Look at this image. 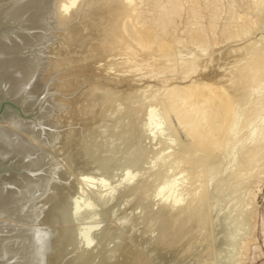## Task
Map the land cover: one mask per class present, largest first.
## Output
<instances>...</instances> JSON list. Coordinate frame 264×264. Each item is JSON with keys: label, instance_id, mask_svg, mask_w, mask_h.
<instances>
[{"label": "rangeland", "instance_id": "1", "mask_svg": "<svg viewBox=\"0 0 264 264\" xmlns=\"http://www.w3.org/2000/svg\"><path fill=\"white\" fill-rule=\"evenodd\" d=\"M159 1L160 4L165 5L166 3L164 2L165 0H135L137 8L136 14L141 17L139 21H152L156 14L154 6L159 4ZM187 2L190 3V0L181 1L182 6L180 5L179 8L181 12L171 17L170 23L167 25V27H169L165 28V31L166 29L167 31H164L162 34V38H165V41L168 42L165 53L170 49L169 52H167L168 54H166L168 56H166L165 53L164 55L166 57H173V55L174 57L177 56V58L180 57L179 63H176V66L174 65L176 67H174L175 71L170 69V64H166V59L163 60L165 61L163 64V57L160 58L161 56L159 57L158 52L153 51V53L149 51L142 53L139 48L136 51L138 45H136L135 42V44H133V41H131L132 38L130 39V37H128L130 40H125L127 37L125 35V37H123V31L120 30L123 28V25H119L122 26V28L117 26V29L112 30L113 32L108 31L109 28L111 29V26L107 29V25H105L106 27L104 28L107 29H105L107 32L102 33L97 27L102 28L106 22L108 25L110 24L108 23L109 21L112 22V15L110 17V14H112L110 13L111 11L109 12L110 14L108 10L102 12L103 8H101L102 10L100 13L97 8V14L96 11L94 13L95 9L90 12L85 11V8L82 10L80 9V15L79 13L77 14L79 18L76 16L78 20L74 17L63 28L51 29L49 32L51 35L48 37L49 40H44V43L42 42V47L44 48L41 47L43 49L44 67L42 69L43 73L40 74L47 76L51 71L52 74L49 75L54 79L53 84L55 87L53 84L50 86L49 83H44L43 88L47 89L48 86L51 87L47 89L50 92V97L54 95V102H56V99L58 100L56 106L54 102H52L55 110L57 108L55 111L56 115L54 114L55 116L52 118L55 121L52 120V122H54V129H56L55 132L58 135L56 134L57 137L54 142L55 154L53 152L54 156L51 154L52 156L50 155L47 164L44 163L46 166L45 168L48 166L52 168V177L54 178L51 177L52 179H50L46 195L44 194V197H41L42 201L39 202V209H41L39 210L40 218L34 227L38 232L40 231V236L44 237L45 234L49 241L51 240L52 244L54 243L51 248L52 251H54L53 253L50 252V256H52L50 257V264H53L52 259H54V264H197V260H199L198 262H200V259L202 262L209 260L208 255L210 254L213 255H210V259L212 260L208 261L211 264H264V164H262L264 163V156H262V160L256 158V160L252 161L250 166L247 167L243 157L245 151H240L241 149H238V147H235V150L233 149L234 153L236 151L235 154H233L232 151L227 152L225 149L223 150L225 146L224 137V141L220 137L221 142H219L218 146L210 154L204 153V151L203 153L198 152L189 148L188 139L184 135L182 127L179 125L174 115L167 113L166 104L163 103L165 101V94H170L175 91V89H179L178 91H180L182 87H186L195 81V83L198 81L202 82L198 84L215 83L216 87L220 88V92H223V95H225L224 93L227 95V93L232 90L228 94L230 95L232 92L237 91L238 88L240 89L241 86L244 87L242 81H239L241 86L239 82L237 83L236 73L233 75V72L234 70L238 72L239 68H244L248 64V61H250L248 59H250L252 55V50L255 51L258 49L260 51L257 50V52L259 54L261 53V55L263 54L261 50L264 51V7H257L255 0H193L195 3L191 2L190 4ZM200 3H204V5L201 6ZM194 4L199 6L195 7ZM210 5L211 10L214 7L212 11H209L208 6ZM189 6H193L195 9L188 10V8H191ZM198 7H201L200 9L202 11ZM196 9L197 14H200L198 17H200L199 19L201 20L199 21L198 19L196 22L192 23L190 20V12ZM91 12H93L97 18L93 13L90 15ZM210 12L211 15H209ZM100 14L103 16L101 17L102 19L105 18L103 21L100 20ZM106 14H109L111 19H108L109 17ZM83 15L84 17L80 18V16ZM98 17L100 18V21L98 20L100 24L94 19H98ZM94 20L97 21L99 26H96V22H93ZM78 21L81 25L85 24L83 27L80 25L81 32L78 31L80 29ZM71 22L75 23V26H77L75 27ZM127 22L129 29L133 33H136L134 36L137 35V37L143 38L140 33L146 31H143V29L138 26L139 24H135L138 22L133 23L134 21H132L131 18L127 20ZM188 23L191 24L189 25ZM194 25L199 27L198 30L196 28L197 26ZM242 25L247 35L239 34L236 37L234 32ZM73 26L76 30L71 29ZM94 26L101 31V33L99 31H97V33V29ZM90 27L95 28V31H93L95 33L91 31L92 29ZM225 27L227 28L224 29ZM70 29L72 31H70ZM121 31L125 47L119 45L120 43L118 44V42L122 41L118 39L121 37ZM195 31H197L198 34L201 33L200 36L203 42L207 43V49L205 51H203V47L198 44V42H196L198 45L193 43L194 41L191 42V38L195 36H192V33ZM73 32H77L75 35L80 34L79 36L81 37L83 35L86 41L91 32L95 36L93 35L91 37V34L89 36L91 41L89 42H85V40L80 42L83 38L78 37L81 38L79 41L77 40L78 38L76 39L77 36L74 37L77 41H74L75 39L71 37L74 34ZM70 34L72 35L70 36ZM101 34H110L112 41L108 44L111 46L108 45L105 40L104 42L101 40L104 39L103 35V38L100 36ZM117 34L118 36H116ZM85 35H88L87 39ZM228 37L231 38L229 39ZM116 39H118V41H116ZM113 41L115 43L114 45H112ZM178 41L181 42L180 45L182 47L180 46V48L178 47ZM126 43L131 45V47H128ZM84 44L86 45L84 46ZM97 44L100 45V48ZM175 44L178 45L176 48L174 47ZM89 45L90 47H88ZM102 46H104V48ZM118 46L121 47L119 48ZM112 47H116L117 50H113ZM127 47L130 50L125 49ZM89 48L90 50L88 51ZM96 48L98 49V53L101 51V56L99 54L98 56L95 55L94 50H96ZM196 48L197 50H195ZM193 50H195L196 53L191 55ZM198 50L200 52H198ZM248 51L249 53L251 52L250 55H248ZM86 53L88 55L94 53L92 58L95 57L96 60H91V57L86 56ZM128 53L131 55H128ZM194 56L199 58L197 59L198 62H194L196 66L198 65L197 67L195 66L197 69L194 70L195 74L192 73L188 75L186 80L179 79V77L184 76L183 73L186 71L185 66L182 65L183 63L180 64V62L187 61V59L190 58L195 59ZM262 56L264 57V55ZM88 57H90V60H88ZM181 57H183V60ZM83 59L86 60L83 62ZM87 60L88 62L85 63ZM134 61L138 63L136 64ZM78 62H80L81 65H79ZM123 63H125L126 66L125 64L123 65ZM140 63L142 65H140ZM167 63H169V61ZM243 63H245V66ZM165 64L170 72H166L167 69H165ZM179 64L184 67L180 66L185 71L181 72L182 69L178 67ZM162 65H164V68ZM49 69L51 70L47 73ZM162 70L165 72L162 73ZM150 72H152V74ZM41 75H39V79L44 77ZM225 79L226 81H224ZM234 80L237 81L235 82ZM234 82L236 84H234ZM47 84L48 86H46ZM232 85H234V88L237 87V89H234ZM98 86L101 90L105 89L102 91L103 94H101V90H99L100 92L98 91V93L96 92V95L98 94L96 97L93 92L99 89ZM262 87H264V84L261 88ZM254 89L255 88L247 90L246 94L244 93V95H241L242 98H239L234 104V111L239 117L238 121L241 123L240 126H244V132L238 129L240 126H237V132L240 135L243 134L245 137H247L245 135L246 133L248 135V132L252 129L254 130L256 126L258 127V124L262 121L261 118V121L259 120L258 122L257 118L259 117L255 116L254 112L250 113L248 109L245 111L247 113L249 112V115L245 114L246 112L241 115V112H244V106L246 108H249V106L250 108L251 106L255 108V105L256 107L261 105V109L264 106V102L261 101L264 97V88L263 90L261 89V91L260 87H258V89H255V92L253 91ZM53 90L55 91L53 92ZM250 90L254 93L252 92V94ZM258 90L261 91V94H259L260 91ZM89 92L90 94L93 93L96 100L92 99L94 98L91 96L92 94L90 95L91 97L89 96ZM99 94L101 96H99ZM255 97L257 100L254 99ZM258 99L259 102H261L256 104ZM92 100L94 101L93 103ZM89 103L92 104L89 105ZM258 107L256 109H258ZM150 112H153L155 115L154 123L159 125V131L156 134L152 130L149 122L148 114ZM245 115L249 117L252 115L253 117L251 118H255L256 120L253 119V122L250 120L251 118L249 119ZM242 116L245 118L247 117L248 120L244 119ZM244 121H248L247 126L250 123L253 127L249 124V127L251 126L252 128H245L246 123ZM254 123H257L256 126ZM261 124V126L264 127V121L261 122ZM243 128L241 127V129ZM247 129L250 130L247 131ZM237 132L236 134L234 133V135L230 134L229 141L232 142L236 139L235 141L237 142V139L240 138V141L236 144H241L245 138L239 135L236 138H232V136L234 137L237 135ZM262 141H264V137ZM179 152L181 156L178 155ZM239 152L241 155L238 154ZM183 153L185 155L182 157ZM206 154L210 155V157ZM236 155H239V157H236ZM259 158L261 159V157ZM184 160L187 162L185 163ZM101 162L102 166L100 167ZM44 165L42 167H44ZM247 168L250 169H248L250 176L247 172L248 175L246 173L244 174ZM253 170L255 177L253 176ZM231 173H233L232 180L234 181L230 179ZM243 174L245 176H243ZM128 176L134 180V182L131 181L128 185L129 188L124 185V179ZM165 176L166 178H163ZM195 176L198 179L200 178V180L196 179ZM212 176L218 179L214 182V187L211 184V180H213L211 179ZM251 176L252 178L249 179ZM82 177L87 178V184L83 186L84 189L82 188V192L84 193L77 191V187L80 186V184L78 185L79 179ZM241 180H243L245 184H243ZM171 181L175 183V189L173 193L170 192V194L167 195V189L165 187H169L168 185L172 183ZM101 183L102 187L103 185L104 188L106 187L105 189H113L112 191L115 192L112 194L114 196L111 198L110 202L108 201L105 204L99 203L97 200L93 201V199H95V194L91 193V190L94 192L96 185L98 186ZM91 185L94 186V189H92ZM199 185L203 187L199 188ZM196 186L198 188H196ZM192 187L194 188V192L197 190L196 194L198 189H206L208 193L210 191L209 194L207 193L210 197L205 196V198L208 199L206 200L203 198L202 200L204 202L205 199L206 201L204 203L207 202L206 204L202 202V206L201 203L196 204V201L193 202V200H190L193 199L191 193L194 194V192H192ZM159 188H162L165 193L163 191L164 194L162 193V196L157 197L155 193ZM49 189H53L55 192L49 191ZM191 189L192 191H190ZM89 191L90 193L87 194ZM73 199H81L82 202L84 200L88 202L93 201L91 204L95 206H93L94 210L92 208L93 212L88 214L83 213L73 217L71 215L72 209L77 203L75 202L76 200L74 201ZM172 199H179L181 206L187 205V207H184L186 208L184 210L185 212H183L184 208L182 206V211L180 212H182L183 215L176 209L168 211L164 208ZM80 201L78 202L80 203ZM65 202H67V206ZM190 203H193V205ZM194 203L203 208L205 205L211 204L210 212L209 210H203V208H199V210H201L198 212V207L200 206L196 207ZM61 206L64 208H61ZM193 208L198 210L195 213H198L196 216L193 215L196 211ZM164 209L166 211H164ZM202 211L203 214L201 213ZM201 214L202 218L203 216L205 218L202 219V225L201 221H199ZM85 239H88V241L86 242ZM227 240L229 243L226 242ZM84 243L87 244L85 245ZM200 254L201 256H199ZM191 257H193L195 261L192 260ZM196 257L198 258L197 260ZM186 258L190 260L188 259L187 262ZM191 260L193 262H190Z\"/></svg>", "mask_w": 264, "mask_h": 264}, {"label": "bare ground", "instance_id": "2", "mask_svg": "<svg viewBox=\"0 0 264 264\" xmlns=\"http://www.w3.org/2000/svg\"><path fill=\"white\" fill-rule=\"evenodd\" d=\"M181 1L182 0H165L164 1V2H166L165 5L160 4V1H159V4H156L154 6V8L156 10L155 18H153L152 21H144V20L139 21L141 19V17L138 16V14H136L137 8H136L135 0H0V170H4V171L6 170L7 174H8L9 170L12 171L9 176L8 175L0 176V264H50V257H52V256H50V252L53 253V251H54V250L52 251V249H51L52 245L54 243L52 244V241L51 240L49 241L48 237H46L45 234H44V237L40 236L39 235L40 231L38 232L36 230V228L34 227L40 218L39 217V213H40L39 210H41V209H39L40 208L39 202L42 201L41 197H44L43 196L44 194L46 195V192H47L46 190H47L48 185L50 183V179L54 178V177H52V171H53L52 168L49 166L47 168H45L46 166L44 165V163L47 164L51 154L54 156V154H55L54 142H55L56 137L58 135L55 132L56 129H54V127H55L54 122H52V120H54L52 118L56 115L55 111L57 110V108L55 110L54 105L56 106V104H58V103H56L58 100L56 99V102H54L55 101L54 95L52 97H50V95H49L50 92L47 89H50L51 87H49L48 84L46 85V86H48L47 89L43 88L44 83L45 84L49 83L50 86L54 83L53 77H51V75H49V74H52L50 71L51 69L47 70L48 72L46 71L47 73H49V71H50L49 74L46 73L47 76L46 75L44 76L42 74L45 78L41 77L39 79V75H41L40 73H43L42 69L44 67L43 66V60H44L43 49L44 48L42 47V42L44 43V40L45 41L49 40L48 37H50V35H51L49 33L50 30L51 29L53 30V28H55V29L59 28L60 29V28H63L64 26H66L74 17L77 16L78 13L80 15V12H79L80 9L82 10L83 8H85L86 9L85 11H89V12L95 9L94 10V13H95L96 9L98 8L97 10L100 13L102 10L101 8H103L102 12H104V11L106 12L108 10V13H109L111 11L110 13H112V14H110V13L109 14H110V17L112 15V22L108 20L109 21L108 23H110L111 25L110 24L108 25L106 22L102 28L97 27L99 30L102 31V33L107 32L106 30L109 28V26H111V29L109 28L110 30L108 29V31H112L114 29H117L116 28L117 26L123 25L124 30H123L122 26H119L122 28L120 30L123 31V37H125V36L127 37V38H125V40L129 39L128 37H130V39L131 38L133 39V40L131 39V41H133V44L136 43V45H138V47L136 48V51L138 48L140 49V51L142 53L149 52V51H152V52L156 51L159 53V57L161 56L160 58L163 57L162 61L164 59H166L167 62L169 61V63L166 62V64L167 65L170 64V67H171L170 69L174 70L176 68L175 64L179 63L180 57L177 58V56L174 57V55H173V57L170 56L171 58L166 57V56H168L166 54H168L167 52H169L170 49H168V51L165 53V50H167V47H168V46L166 47L168 42L165 41V38L164 39L162 38L163 37L162 34L164 33L165 28L169 27V26L167 27V25H169L171 17L177 15L178 12H181V10L179 9L180 5H181ZM187 1H189V0H187ZM191 2L195 3V2H193V0H190V3ZM187 3L190 4L189 2H187ZM205 3H206V1H205ZM211 3H212V1H211ZM215 4H217V3H215ZM255 4L257 5V7L263 8L264 7V0H255ZM202 5H204V3L201 4V6ZM196 6H199V5H195V7ZM189 7H191V8H188V10L193 9V8L195 9V7H193V6H189ZM204 7H206V6H204ZM208 7H209V11H210L211 5ZM215 8H217V7H215ZM255 8H256V6H255ZM104 9H106V10H104ZM213 9H214V7H213ZM196 11H197V9L193 10V12H190L191 13L190 14V20L192 23L196 22L200 18V17H198V15H200V14H197ZM205 11H206V9H205ZM216 11H217V9H216ZM82 12H84V11H82ZM98 12L96 11V14ZM92 13L93 12H91V14L90 13L89 14L92 15ZM109 14H106V15H108V17H109ZM79 15L77 16L78 18H79ZM102 15H103V13H102ZM209 15H211V12ZM94 16H95V14H94ZM103 16H101V14H100V18ZM77 17H76V19H77ZM81 17L83 18L84 15L80 16V18ZM110 17L108 19H111ZM176 17H178V16H176ZM96 18H94V19L97 21L100 19L99 17H98V19H96ZM127 18H129V19H127ZM130 18L132 21H134L133 23L139 21L138 23H135V24H139L138 26H140L143 29V31L144 30L146 31L144 33H140L142 35L141 37H143V38H139V37H137V35L134 36V34H136V33H133L129 29L128 24H127L128 23L127 20H130ZM104 19L101 18L100 20L103 21ZM95 20L93 22H96V26L98 24H100L99 23L100 20L98 21V24H97V21H95ZM188 20H189V18H188ZM200 20L201 19H199V21ZM79 21H78V23H79ZM88 21H90V20H88ZM71 23H73V22H71ZM76 23H77V21H76ZM73 24L75 26V23H73ZM80 25H81V23H79V26ZM94 25H95V23H94ZM105 25H107V29L104 28V27H106ZM81 26L83 27V26H85V24H83ZM81 26H80V29L78 28L79 29L78 31L81 30ZM131 26H133V25H131ZM170 26H171V24H170ZM194 26H197V25H194ZM73 27H71L72 30L75 29V27L74 28ZM94 27L91 28L92 32L95 31L96 27L95 28ZM135 27H136V25H135ZM90 28H87V29H90ZM196 28L198 30L199 27L197 26ZM210 28L213 29L212 27H210ZM226 28L227 27H225L224 29H226ZM71 29H70V31H72ZM98 29L96 30V32L99 31ZM233 29H234V27H233ZM103 30H105V31H103ZM101 31H99V32L101 33ZM122 31L120 32L121 37L118 38L122 41L118 42V44L120 43L119 45L124 46L125 42H123L124 38L122 37V34H121ZM166 31H167V29H166ZM92 32H91V34H92ZM115 32H116V30H115ZM117 32H118V30H117ZM225 32H227V31H225ZM73 33H74L73 36H71L72 34H70V36L72 38H74L76 36H77L76 39L78 37H81V36H79L80 34L75 35L77 32H73ZM93 33H95V32H93ZM222 33H224V32H222ZM230 33H231V30H230ZM166 34H165V36H166ZM192 34H193L192 36H194V35L195 36H194V38H191V42H193V41H194L193 43L198 42V44H200L203 47V49H204L203 51H205L207 49V47H206L207 43L203 42V39L200 36L201 33L198 34L197 31H195ZM239 34L247 35V33H245V28L243 27V25L238 27L237 30L234 32V35L236 37ZM93 35L94 34H92L91 37ZM102 35L103 34H101L100 36H102ZM187 35H188V33H187ZM228 35H232V34H228ZM85 36L87 39L88 35H85ZM89 36L87 39L88 42L91 41V39H89L90 38ZM103 36H104V39H101L103 42L105 40L107 42V44L111 43L112 37L110 36V34L109 35L106 34ZM103 36H102V38H103ZM116 36H118V34ZM83 37L84 36L82 35L81 38H83ZM81 38H78L77 40L80 41ZM84 38L80 42L84 41L85 40ZM228 38L230 39L231 37H228ZM76 39L74 41H77ZM118 39H116V41H118ZM232 39H233V37H232ZM87 41L85 40V42H87ZM112 43H113L112 45L115 44L114 41ZM178 43H179L178 44L179 46L175 44L176 45V46L174 45L175 48L177 46L180 48L181 42L178 41ZM86 44H84V46ZM100 44H102V43H100ZM198 44L196 43V45H198ZM263 44H264V41H263ZM97 45H99V44H97ZM108 45H110V44H108ZM121 46H118V47L120 48ZM129 46L131 47V45H128V47ZM248 46H250V45H248ZM88 47H90V45ZM102 47L104 48V46H102ZM128 47L125 49L130 50ZM99 48H100V45H99ZM115 48H113V50L116 51L117 48L116 49ZM119 48H118V50H119ZM89 50H90V48L88 49V51ZM97 50H98L97 48H96V50H94L95 55L98 56V54H99L101 56V53H100L101 51H99V53H98ZM195 50H197V48ZM195 50L192 51L191 55L196 53ZM257 50L251 51V49H250V51L252 52V55H251L250 59H248L250 61L246 60V61H248V64L245 66V63H243L245 66V67L243 66L244 68L239 66V67H241V69L239 68L238 72H237V70H234L233 75L236 73L237 75L235 74V76H237V80H238V81L237 80H234V81L235 82L237 81V83L239 81H242L244 87H242L240 85V82H239V85L241 86V87L239 86L240 89L239 88L237 89V87L234 88V85H232V87L234 89H237V91L232 92V94L228 95L232 91L231 90L230 92L227 93L228 96L226 95V93H224L226 96L223 95L222 94L223 92H220L221 91L220 88L216 87L215 83H212L215 86L212 85L211 83L210 84H207V83L206 84H198V83H202L199 81L197 83H195L196 82L195 81L194 83H191L187 86L185 85L186 87H182L183 89L181 88L182 90L180 89V91H178L179 89L178 90L175 89V91H173L171 89L173 92H171L170 94L167 93L168 95L165 94L166 95L164 97L165 101L163 103L166 104V110L168 112L166 110L165 111L176 117L179 125L183 129L184 135L188 139V145H189L188 147L189 148H192L193 150L198 151V152L203 153V151H204V153L210 154L218 146L219 142H221L220 139L222 138V140H223V137H224L225 138V143H224L225 146L223 147V150L225 149L227 152L232 151V153L235 154L236 151L234 153V150H235L234 148L238 147V149H241L240 151H242V150H243V152L245 151L243 154L244 156L243 155L242 156L245 159L244 162H246L247 167L250 166L252 161L256 160V158L259 160L263 159L262 156H264L263 155L264 154V141H262V139L264 137V127L261 126L262 125L261 122L264 121V110H262V109H264V106L262 105L263 106L262 109L260 107L261 105H259V107L257 106L258 109H256L257 108L256 105H255V108H253L252 106H251V108H250V106H249V108L248 107L246 108L244 106V108H245L244 112L240 111L241 115H243V113H245L246 112L245 110H247V109H248V111H250V113L254 112L255 116L259 117V118H257L258 122H259V120L261 121V118H262V121L258 124V127L256 126L257 123L256 124L254 123L256 128L254 130L252 129L251 131H249L248 135H247V133L245 134L247 137L243 136V134L240 135L237 132L238 129L243 130V132H244V128H243L244 126L243 125L240 126L241 123L238 121L239 117L237 116V114H235V111H234V104L236 103V101L239 98H242L241 95H244V93L246 94L247 90L252 89V88L258 89V87H260V90L261 89L263 90V88H264V87L261 88V86L264 84L263 83L264 82V57L262 56V55H264V51L261 50V52L263 53L261 55V53L259 54L257 52ZM258 51H260V50H258ZM92 52H93V50H92ZM125 52H126V50H125ZM198 52H200V51L198 50ZM164 53L166 56L164 55ZM248 53H249V51H248ZM250 53L248 55H250ZM90 54H91V51H90ZM90 54L88 55L86 53V56H90L91 60H94L95 57L92 58V55L94 56V53H92V55H90ZM133 54H134V51H133ZM128 55H131V54L128 53ZM136 55H138V54H136ZM199 55H198V57H199ZM233 55H234V53H233ZM180 56H182V55H180ZM235 56H236V54H235ZM90 57H88L89 58L88 60H90ZM164 57H166V58H164ZM194 57H195V59L187 57L190 59H187V61L185 60L184 62L183 61L180 62V64L183 63L182 65L185 66L186 71L184 69H182V67H183L182 65H180V64H179V66L177 65L180 69H182L181 72L185 71L183 73L184 76L179 77V79L181 78L182 80H184V79L186 80L188 75H190L192 73L195 74L194 70L196 69V67L198 65L196 66L195 65L196 63L194 64V62L197 61V59H199V58H197L196 56H194ZM83 58H84V56H83ZM96 58H98V57H96ZM131 58H133V57H131ZM144 58H146V57H144ZM168 58H170V59H168ZM182 58L183 57H181V59ZM138 59H140V58H138ZM84 60H86V59H83V62H84ZM88 60L85 61V63H87ZM105 61H106V59H105ZM157 61H159V60H157ZM89 62H92V61H89ZM115 63H117V62H115ZM150 63H151V61H150ZM164 63H165V61H163V64ZM235 63H237V62H235ZM240 63H242V62H240ZM78 64L81 65L80 62H78ZM124 64L125 63H123V65ZM140 65H142V64L140 63ZM167 65H166L165 69H167ZM111 66H109V67H111ZM125 66H126V64H125ZM147 66H148V64H147ZM162 66L164 68V65H162ZM172 66H173V68H172ZM180 66H182V67H180ZM48 68H50V67H48ZM153 69H155V68H153ZM163 70H162V73L165 72ZM126 71H128V70H126ZM167 71H168V69L166 70V72ZM168 72H170V70ZM258 72H259V74H258ZM150 73L152 74V72H150ZM185 74H186V76H185ZM235 76H233V77H235ZM219 77H220V75H219ZM229 77H231V76H229ZM37 78H38V80H37ZM153 78H155V77H153ZM238 78H240L241 80ZM226 79L224 81H226ZM233 79H232V82H233ZM235 82H234V84H236ZM224 83H226V82H224ZM224 85H226V84H224ZM53 86H54V84H53ZM232 87H231V89H233ZM98 88H99V86H98ZM94 89H96V88H94ZM234 89H233V91H234ZM255 89L253 90L254 92L256 91ZM99 90H101V88H99L98 90L96 89L93 92V93H95L94 95L96 97L98 95V94L96 95V92L98 93ZM103 90H101V92ZM176 90H177V92H176ZM260 90H258V91H260ZM54 91L55 90H53V92ZM253 91H251V93ZM261 91L259 94H261ZM224 92H225V90H224ZM93 93H91L92 94L91 95L89 92V96L91 95L92 97H94ZM101 94H103V92ZM99 96H101V95L99 94ZM263 96H264V94H263ZM77 97H79V96H77ZM96 97H94L92 99L96 100L95 99ZM254 99H256V97ZM260 100H261V98H260ZM261 101L264 102V97L262 98ZM52 102H54V105L52 104ZM93 102L94 101L92 100V103ZM243 102H244V100H243ZM260 102L258 99V102L256 104H258ZM92 103H89V105ZM252 103H253V101H252ZM249 104H251V103H249ZM248 113L246 112L245 114H248ZM257 114H259L261 117ZM241 115H240V117H241ZM154 116L155 115L153 112H150L148 114V118H149V122L151 124V128L154 131V133L156 134L159 131V125L154 123ZM245 116H247V115H245ZM242 117L244 119L248 120V118L250 119L253 116L252 115H250V117L247 116L248 118L247 117L245 118L244 116H242ZM253 119H255V118H253ZM253 119L251 118L250 120L254 122ZM244 122L246 123L245 128H252L253 127L250 123L249 124L252 127L251 126L249 127V124L247 126L248 121H244ZM237 126L238 127L240 126V128L237 129ZM241 127L243 129H241ZM248 130H250V129H247V131ZM235 131L237 132V135H235L234 137L231 135L232 138H236V137H238V135L240 137L242 136L243 138H245L241 144H236V143H238V141H240L239 140L240 138L237 139L238 140L237 142L235 141L236 139H234L235 142L229 141L230 134H233V135H234V133L236 134ZM231 140H233V139H231ZM180 148H182V147H180ZM183 151H185V150H183ZM53 152H54V154H53ZM186 152H187V150H186ZM184 153H183L182 157L186 154V153L185 154ZM238 154H240V152ZM178 155H180V152ZM207 156L210 157V155H207ZM237 156L239 157V155H236V157ZM259 157H261V159ZM234 158H235V156H234ZM242 160H240V161H242ZM186 162L187 161H185V163ZM230 162L232 163L231 159H230ZM262 164H264V163H262ZM43 165H44V167H42ZM101 166H102V162L100 164V167ZM55 168H56V165H55ZM63 168H64V166H63ZM171 168H174V167H171ZM248 169L249 168H247V171H245L244 174L246 172L249 174L250 169L249 170ZM263 171H264V167H263ZM252 172H253V176L255 177L254 170ZM233 173H231V178H230L231 180L233 179ZM205 174H206V172H205ZM244 174H243V176H245ZM256 174H259V173H256ZM130 176H128L124 179V181H125L124 185L127 186V188H129L128 185L130 184L131 181L134 182V180L131 179ZM162 176H164V175H162ZM249 176H250V174H249ZM86 177L80 178L79 182H78V185L80 184V186L77 187V189H78L77 191H79L81 193H84V192H82V190L84 189L83 186L87 184V178ZM132 177H134V176H132ZM216 177H217V174H216ZM216 177L213 178V176H212L211 179H213V180L210 179L212 181V183L210 181L212 186L214 185V182H216V179H217ZM218 177H219V174H218ZM163 178H166V176ZM195 178L198 179L196 176H195ZM250 178H252V176L249 177V179ZM198 180H200V178ZM243 180H245V179H243ZM243 180H241L242 183H243ZM232 181H234V180H232ZM239 181H240V179H239ZM89 182H91V181H89ZM207 182H208V180H207ZM211 184H209V185H211ZM243 184H245V182ZM101 185H102V183L99 184L98 186L96 185L95 189L93 188L94 186L91 185L92 189H94V192H92V190H91V193L95 194V195L93 194L95 197V199H93V201L97 200L99 203L105 204L108 201L110 202L111 198H113V196H114L112 194L115 192L112 191L113 189H109V188L105 189L106 187L104 188V185H103V187ZM168 186L169 187L164 186L167 189V190L165 189L167 195H169L170 192L173 193V191L175 189V183L172 182ZM201 187H203V186L199 185V188H201ZM196 188H198V187L196 186ZM188 189H190V188H188ZM199 190L200 189H198L199 193L197 192V194H196L197 190L194 192V188H193V191H192V189L190 190V191L194 192V194L190 192L192 194V196L191 195L190 196L193 198L190 200H193V202L196 201V204L197 203L202 204V202H203L202 200H203V198H205V196L210 197L207 195L208 192H206V189L205 190L201 189L200 191ZM49 191L55 192L53 189L52 190L49 189ZM163 191L164 190L162 188H159L157 190V192L155 193V195L157 197L162 196ZM79 192H77V193H79ZM88 193H90V191L87 192V194ZM164 193H165V191H164ZM188 193H189V191H188ZM209 193H210V191H209ZM251 197H253V196H251ZM205 199H204V202L208 198L206 200ZM80 200L78 199L75 201L77 203L73 206L72 214L70 213L73 217H76V216L83 214V213H85V214L92 213L93 212L92 208L94 210L95 206L91 205L93 201L88 202V201L84 200L82 202V200L81 201ZM62 201H63V199H62ZM78 201H80V203ZM65 203L67 206V202H65ZM206 203H204V204H206ZM196 204H195L196 207L200 206V205H196ZM188 205H189V203H188ZM191 205H193V203ZM210 205H207V206L205 205V207H204L205 209L200 206V207H198V210H199V208H201V209L203 208V210H209V212H210V208H211ZM182 206H181L179 199H172L167 205L164 206V208H166L168 211L176 209L178 212H180V211H182ZM202 206H203V204H202ZM49 207H51V206H49ZM62 207L63 206H61V208ZM184 207H187V205L183 206V208ZM195 208H193V209H195ZM53 209H55V208H53ZM56 209H57V207H56ZM185 209L186 208L183 209V212H185L184 211ZM198 210H196L194 212V214H193L194 216H196L198 214V213L195 214ZM200 210L198 212H200ZM164 211H166V210L164 209ZM180 213H182V212H180ZM201 213L203 214V211ZM175 214H176V212H175ZM202 214H201V218L199 216H197L200 218V219L199 218L198 219H199V221H201V225L203 223L202 219L204 218V216L202 218ZM181 215H183V213ZM181 215H179V216H181ZM208 215H209V213H208ZM40 225H42V224H40ZM177 228H178V226H177ZM37 229H38V227H37ZM172 229H176V228H172ZM172 231L175 232L174 230H172ZM171 235H172V233H171ZM51 238H53V237H51ZM85 240H86V242L88 241V239H85ZM244 241H246V240H244ZM226 242L229 243L228 240ZM84 244L86 245L87 243H84ZM85 245H84V247H85ZM189 245H191V244H189ZM223 245H225V244H223ZM53 249H54V247H53ZM210 255H208L209 257L208 256L207 257L209 258V260H212V259H210ZM199 256H201V254ZM211 256H213V255H211ZM197 257H196V260L198 259ZM188 259L186 258V261ZM191 259L194 260L193 257H191ZM52 260H53V264H54V259H52ZM192 260L190 262H193ZM209 260H206V262H202V260L200 259V262H198L199 260H197V264H211L208 262ZM109 261H111V260H109ZM203 261H205V260H203ZM187 264H190V263H187ZM193 264H196V263H193Z\"/></svg>", "mask_w": 264, "mask_h": 264}, {"label": "water", "instance_id": "3", "mask_svg": "<svg viewBox=\"0 0 264 264\" xmlns=\"http://www.w3.org/2000/svg\"><path fill=\"white\" fill-rule=\"evenodd\" d=\"M6 172H7L6 170H5V171H4V170H0V176H4V175H5V176H6V175L9 176V175L11 174L12 171L9 170V171H8V174H7Z\"/></svg>", "mask_w": 264, "mask_h": 264}]
</instances>
